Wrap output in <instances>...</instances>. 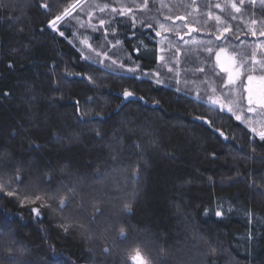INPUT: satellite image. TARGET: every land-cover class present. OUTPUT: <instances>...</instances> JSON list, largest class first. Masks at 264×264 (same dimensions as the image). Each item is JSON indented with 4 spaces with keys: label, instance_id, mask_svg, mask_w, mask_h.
Segmentation results:
<instances>
[{
    "label": "trees",
    "instance_id": "trees-1",
    "mask_svg": "<svg viewBox=\"0 0 264 264\" xmlns=\"http://www.w3.org/2000/svg\"><path fill=\"white\" fill-rule=\"evenodd\" d=\"M137 1L138 3L133 4V13L137 17L134 28L130 29L128 26L129 16H112L110 11L104 13L107 19L125 21L117 27V35L122 43L116 46L106 44L108 49L119 53L116 58L120 62H126V54L122 49H128L133 57L137 55L132 51V44L139 40H144L149 48L165 49L167 41L173 36L171 31H165L173 27L170 19L165 17L174 19L177 15L185 17L188 24L196 29L193 38L200 41L211 39L213 47L223 43L216 41L215 35H210L216 25L215 17L219 15L222 20L218 26L222 27L226 23L233 31L239 32V38L232 41L238 45L236 52L241 53L245 59L253 52L258 56L257 60L264 58L261 53L264 52V36L259 35L260 31H264V7L259 2L251 5L249 0H245L241 12L237 13L230 5L224 12L214 7L217 3L225 5L226 0H196V7L191 6L192 0H156L154 6L150 0L151 11L137 9L135 5L141 0ZM71 2L72 0H49V3L56 4L61 11ZM0 5L6 6L10 12L14 10L20 16L18 22L27 25L24 39H20L15 27L0 22V129H21L15 140L4 136L3 142L9 150L26 155L28 142L24 138L30 136L42 145L43 151L39 156L54 163L57 154L63 153L62 145L67 146L68 142L64 137L79 134L83 144L88 145V150L83 153V162H92L96 159L100 145L92 139L94 134L91 129L102 127L108 133L106 138H110L112 132L121 126L132 128L135 135L125 133V150L120 160L115 162L116 168L112 167L113 161L106 156L101 165L108 169L109 175L105 177V181L97 182L88 178L83 186L86 192L97 197H101L104 192L119 194V200L105 205L110 213L117 211L125 201L133 202L134 215L126 218L125 224L130 236L142 243L154 264H162L164 247L168 249L166 264H207L211 259H215L216 264H264V195L259 194L260 189L250 188L243 182L245 173L264 175V161L260 159L264 150L258 149L254 159H245V153L253 155L245 140V133L259 142L248 126L237 121L226 110L219 114L224 118L217 119L215 111L208 112L197 106L192 93H176V87H180L182 91L185 87L176 85L174 81L167 82L171 87L158 86L148 82H133L128 78L121 79L122 74L106 72L103 68L96 71L95 63L81 58L82 52L76 36H71L75 29L68 28L65 37L51 31L41 34L40 29L45 27L48 17L39 15V10L33 4L27 0H0ZM227 13L231 15L228 16ZM2 15L0 8V16ZM252 19L257 23L252 24ZM149 24L153 27L149 28ZM160 24L164 25V29L159 28ZM176 25L180 26L179 33H186L187 30L182 29L181 24ZM154 30L160 31L161 36H155ZM250 30L255 31L256 35H252ZM93 34L95 35L89 36L92 42L99 43L94 42V38L100 33L93 31ZM226 35L231 38L233 32ZM107 39L111 41L113 36L109 34ZM70 40L73 43H69ZM188 40L189 37L186 41ZM12 49L17 51L13 53ZM226 52L232 56L231 45ZM157 55L165 56L159 51ZM154 59L148 53L141 57L140 62L145 70L156 69L163 61L153 62ZM9 61L14 62L12 69L7 67ZM212 63L215 64L214 58ZM66 66L70 67V72L60 80V91H51L55 86L54 80L50 79L53 71L57 77L64 76ZM76 72L93 76L99 85L97 90L89 91L92 85L81 77L74 76L73 73ZM221 73L220 75L223 74ZM255 75L258 77V74ZM133 83L136 94L143 95L147 102H122L120 93L124 87ZM237 86L241 89L243 102L247 106V92L243 91L239 80ZM5 92L9 95L4 96ZM88 95L97 98L99 107H94L81 121L74 112L72 102L80 99L83 103ZM52 97L55 99L50 100ZM153 99L160 100V105L153 104ZM101 108L104 123H100L98 118L94 123L84 122L92 120L95 111ZM196 114L215 119L216 125L235 139L230 143L224 142L223 138L217 139L218 133L206 131V126L193 119ZM49 127H52L53 132L59 131L60 141L54 142L49 136ZM137 137L140 147H128ZM226 143L229 146L226 147ZM209 149L220 155L213 159L210 153L206 154ZM72 151H83V146L81 149L73 146ZM107 151L104 148V152ZM137 161L144 166L139 182L129 183L123 192L116 193L113 181L124 175L119 171V166L123 164L131 167ZM44 174V171H37L34 167L31 171L25 169L22 172L26 182L38 183ZM209 177H212L213 183L208 182ZM4 178L7 179V175ZM120 182L123 184L122 179ZM217 203L223 205L222 217L214 214ZM177 204L184 208V214L179 219L175 211ZM206 208L212 211L205 214ZM42 211L46 215L41 218L43 223L40 224L28 215L27 207L19 206L14 197L4 196L0 200V220L15 221L10 224L0 223V264H7L8 253L5 249L18 246L11 244L13 237L30 250L25 256L18 255L16 264H23L25 259L31 261V264H50V258L53 262L68 259L75 264H120V256L129 245L117 247L113 260L105 262L103 257L98 254L93 256L88 251L89 246L94 247L97 253L103 247L101 234L97 233L90 241L78 236L66 237L54 227L52 216L47 214L48 210ZM21 214L23 219L20 218ZM251 230L255 231V238L246 240L251 235ZM194 234L204 237L195 241V247ZM105 235L111 243L117 232ZM45 237L50 244L55 245L56 255L48 250L49 243H44ZM209 243L217 248L215 256L203 255L209 251Z\"/></svg>",
    "mask_w": 264,
    "mask_h": 264
},
{
    "label": "snow or ice",
    "instance_id": "snow-or-ice-1",
    "mask_svg": "<svg viewBox=\"0 0 264 264\" xmlns=\"http://www.w3.org/2000/svg\"><path fill=\"white\" fill-rule=\"evenodd\" d=\"M28 3L33 4L36 9H38V14L48 17L45 27L41 28V34L45 31H51L52 33H58L60 37H65V32L68 28L72 27L75 29V24H79L80 27H87L90 25L92 31L99 32L100 35L94 38L96 47L102 49V51H96L95 64L97 65L96 71H99L103 68L106 72H112L115 74L116 69L112 65H117L121 70L122 75L121 79L128 78L133 82H148L155 85H164L171 87V84H168L167 81H174L176 85H179L181 81L177 78L178 73L176 68L178 65L174 61V57L178 56L180 53V47L177 46L175 51L172 52V56L165 58L163 55H157V51H171L173 42L169 41V48L164 49H155L149 48L148 44L144 40H139L136 43L132 44V51H135L137 55L133 57L129 54L128 49H122L126 54V62H118V59H111L110 64H105V60L110 59L111 50L106 47V44H113V46L120 45L121 39L117 35V27L124 24L125 21L117 20L115 18L107 19L106 17L99 18V24H91L92 13L84 7V4L88 0H72L71 3H68L67 6L63 7L61 11L56 4L49 3V0H27ZM257 2L264 7V0H249L251 5H255ZM152 5L156 4V0H151ZM245 4V0H226L225 5L219 3L215 4L214 7L220 8L222 12L225 11V8L230 5L231 9H234L235 12L240 13L241 7ZM150 0H141V2L135 7L139 10H148L150 8ZM27 6V4H26ZM192 7H196V0H192ZM99 11L103 12L106 8H109V4H104L103 6H95ZM2 8L3 15L0 16V22H6L9 27H15L20 39H24V33L27 31V25L19 23L20 16L13 10L9 11L6 6L0 5ZM91 8V5H89ZM89 17V21L82 22L79 15H73L77 10ZM112 13H115L117 17L129 16V28H134L137 23V17L133 13V5L124 7L121 5L118 8L112 7ZM132 13V15H129ZM190 15V13H189ZM210 15V14H209ZM226 15L230 16V13ZM236 19V17H231ZM165 19H172L170 16H166ZM177 20H184L183 16H176ZM216 25L213 26L214 31L210 32V35H215L216 41H223L221 44H215L213 47V41L208 39L205 41L204 45L201 47V52H206L207 55L203 58L196 57L198 63L195 64L193 71L195 73L203 74V78L200 79V83L206 85L207 87L203 91H197L195 95V100L198 107L204 108L205 111L217 113V119H223V116H220V113L225 112V110L234 116L237 121L245 123L249 127V131L258 137L259 142L253 140L252 137L248 136L245 133V140L248 142V146L251 149L253 155L244 154L245 159H254L257 150H264V128L258 130L255 126L254 121H257V118H260L259 122L264 123V94L254 98L253 90L250 86L252 81L258 78L261 82H264V58L257 60L255 53L253 52L250 56L245 59V57L236 52L238 45L233 44L232 41L239 38V32L233 31L226 23L222 27L218 26L221 24V16L217 15L215 17ZM252 24H256L257 21L252 19L250 21ZM107 23L108 27L105 28ZM143 23V22H141ZM149 28L153 26L148 25ZM184 27L188 29V32L184 35H188L193 31H196L194 27H191L188 23L184 24ZM159 28L164 29V25L160 24ZM155 31V30H154ZM165 31H171L173 34L177 35L180 40L184 39V35H181L173 24L171 29H166ZM232 31L233 35L229 38L226 34ZM251 31L252 35H256L255 31ZM111 34L113 40L109 41L107 38ZM160 31H155V36H161ZM84 33H81L83 36ZM135 35V33H133ZM259 35L264 36V31H260ZM71 36H76V30L71 32ZM167 39V37H165ZM73 43V41H69ZM80 43H85V40H81ZM231 45L233 54L230 57V61H238L231 63L230 66H225L221 63V55L226 52L227 47ZM74 47H78L74 45ZM91 48L92 46L89 45ZM79 50V49H78ZM17 49H12V52L15 53ZM82 52V50H81ZM151 53L154 56V61L156 60L163 61V64H160L156 69L145 70L141 64V57L146 54ZM103 56V59L100 57ZM111 56H117L116 52H111ZM82 59L91 62V56H83ZM213 58L215 59V64L212 63ZM205 65L208 67L206 68ZM220 68V71L225 75H220L215 71L216 67ZM9 69L14 67V62L9 61L7 64ZM58 67V65H57ZM167 69V73L172 75H167L163 70ZM185 71H188L186 68ZM70 72V67L66 66L64 70V76L57 77L55 71H53V76L50 79H53L55 86L51 88V91L59 92V82L64 79ZM258 74V77L257 75ZM74 76L81 77L83 80L87 81L91 88L89 91L95 92L99 85L97 84L95 78L86 73L76 72L73 73ZM237 80L240 82V86L243 91L247 92V106L245 107L242 103L243 94L241 93V99L236 100L233 95V89L237 83ZM245 80L247 85H245ZM187 83V81H185ZM176 93L183 95H190L192 90L185 88L183 91L180 87L175 88ZM4 96H8L9 93H3ZM122 102L123 101H145L143 95L136 94L135 84H131L128 87H124L120 93ZM223 97V100L220 99ZM52 97L50 100H54ZM147 102V101H145ZM153 104L160 105L161 101L153 99ZM74 112L77 115V118L83 121L84 116H87L92 112L94 107H99L97 104V98L92 95H88L87 98L81 102L80 99H74L73 102ZM251 114V115H249ZM97 118L100 123H104L103 109L95 111L93 119L90 121H84L85 123H94L97 122ZM193 119L200 124L206 126L205 130L212 133H218L217 139L223 138L224 142H231L235 139L234 136L226 135L224 131L216 125V120L212 118H206L200 114L193 116ZM20 128L15 129H0V200L4 196L9 198L14 197L15 200L19 203L21 208H28V215L36 219L37 223L42 224L43 220L41 219L46 215L43 209H47V214L51 215L54 221V227L59 229L66 237H76L85 241L92 240L97 233L102 236L103 247L99 249L97 253L95 248L89 246L88 251L92 253L93 256L99 255L104 258L105 262H110L113 260V254L117 247L120 245H129V247L124 251V254L120 256V264H154V260L150 254L145 252L144 247L141 242L133 240L129 234V230L125 224V219L134 215L133 211V202L125 201L117 211L111 212L105 206L110 201L119 200V194H112L111 192H104L101 197H97L85 191L84 182L91 178L93 181L104 182L105 177L109 175L108 169L102 167V163L105 161L107 156L108 159L113 161L112 167L116 168V161H119L121 156L124 153L123 140L125 139V133H131L135 135V130L132 128H126L121 126L119 129H116L112 132L110 138L108 133L102 127H96L91 129L94 134L92 139L100 147L96 152V159L92 162H83L84 161V152L88 150V145L83 144V139L79 134H73L64 139L67 140V146H63V153H58L53 163L51 160L45 161L39 156V153L43 151L42 145L36 143L35 139L30 136H25L27 143V154H18L13 153L7 148V145L4 144V136H7L11 140H15L20 135ZM49 136L53 138V141H60L61 136L59 131L53 132L52 127L47 128ZM129 139L131 136L128 137ZM137 140L132 141V144L128 147L130 148H139L140 145ZM81 149L83 146V151L73 152L72 147ZM225 146H229L228 143ZM104 148H107V153L104 152ZM215 159L218 155L213 150H206V154H209ZM142 159V157H141ZM261 161H264V151H262L260 156ZM146 164V162H145ZM35 168L37 171H44L43 179L40 182H26L22 172L27 169L31 171ZM119 171L124 173L119 179H114L113 183L116 189V193L123 192V190L129 185V183H138L139 175L144 171V166H142L138 161L133 162L131 167L121 164L119 166ZM7 175V179L4 177ZM245 180L243 182L247 183L250 188L260 189L261 195H264V175H257L253 172L251 175L245 173ZM121 179L123 184H121ZM209 183H213L212 177L208 178ZM237 182H240L239 180ZM136 195L134 190L133 196ZM223 205L217 203V208L214 211L216 217H222L224 212L222 211ZM176 217L180 218L184 214V208L180 205H176ZM211 209H205L204 212L207 214ZM23 219V214L20 216ZM15 221L0 220V223H14ZM117 232L115 239L111 240V243L108 242L107 235L112 232ZM2 234V232H0ZM255 231L251 230V235L246 237L247 239H254ZM197 239H204L202 236H197L194 234L193 247L196 246L195 241ZM44 243H49L45 237ZM12 245H18L16 247H7L5 250L8 253L7 264H16L17 256H25L30 250L27 249L22 243L17 241L14 237L11 240ZM55 245L49 243V251L53 252V255H56L54 251ZM209 251L204 253L205 256H215L217 252L216 246L208 244ZM162 251L165 253L161 257L162 264H166L167 260V247L162 248ZM60 255H63L62 253ZM91 260V257H89ZM23 264H31V261L24 260ZM50 264H75L68 259H63L53 262L50 258ZM207 264H216L215 259L207 261Z\"/></svg>",
    "mask_w": 264,
    "mask_h": 264
},
{
    "label": "rangeland",
    "instance_id": "rangeland-1",
    "mask_svg": "<svg viewBox=\"0 0 264 264\" xmlns=\"http://www.w3.org/2000/svg\"><path fill=\"white\" fill-rule=\"evenodd\" d=\"M82 2H83V0H82ZM135 3H138V1L137 0H88V2L84 4V7L86 9H88L89 11H91V13H92L91 24L98 25L99 24V18L104 17V13H106L107 11H110L112 16L115 15V13H112V11H111L112 7H116L119 9V7L121 5H123L124 7H128L129 5H133ZM104 4H109L110 7L106 8L103 12L99 11L95 7L96 5L103 6ZM89 5H91V8H89ZM155 7L157 8L158 4ZM73 15H79L82 22L89 21V17L87 15L81 13L79 11V9L77 10V12H74ZM169 21H171L172 24H175V25L181 24L182 29H186L187 30L186 33L188 32V29L184 27V24L188 23L186 19L177 20L176 18H174V19H170ZM73 24L75 25L76 41L78 42V45L80 47V51L82 50L83 56H91V62L95 63V60L97 59L95 56V52L96 51H102V49L97 48L96 44H94L92 42V38H90V37L95 35V34H93L91 26L89 25L86 29L84 27H80L79 24H75V22H73ZM176 27L178 30L180 29L179 25H176ZM81 33H84V35L81 36ZM180 34L184 35L182 33H180ZM194 35H195V31L191 32L188 35H184V39L180 40L177 35L173 34V36H171L169 39V41L173 42L172 50L171 51L166 50L163 52L165 54V58H168V57L172 56V52L175 51L177 46L180 47L179 55L174 57V61L178 65V67L176 68V72L178 73L177 78L181 81V83H180L181 85H183L185 88L192 90V92H191L193 94L192 96H195L197 91L202 92L203 89H205L207 87L206 85L201 84L199 82L200 79L203 78V74L195 73L193 71L195 64L198 63L196 57L199 56V57L203 58L207 55L206 52L200 51V49L204 45L205 41H200V40H197V38L196 39L193 38ZM187 37H189L188 41H186ZM81 40H85V43H83V44L80 43ZM207 40L208 39H206V41ZM169 41H167V44L165 45V49L169 48ZM89 45H91L92 47L90 48ZM110 50H111V52H113L112 50H114V49H110ZM260 51H262V49H260ZM111 52H110V59L105 60L104 61L105 64H110L111 59H117L118 58L119 53L117 54V58H116V56H111ZM261 53L264 54V52H261ZM230 56L228 55L227 52H225L221 55V63H223L226 67L230 66L231 63L236 62V61H230ZM256 58L258 59L257 55H256ZM100 59H103V56H101ZM118 62H120V60H118ZM162 64H163V62H162ZM112 67L116 69L115 73L122 74L121 70L117 67V65H112ZM205 67L207 68L208 66L205 65ZM186 68L188 69V71H185ZM218 69H220V68L218 67ZM218 69L216 68L215 71L217 73H220L221 71H219ZM163 71L169 76L172 75L171 73H167L166 68ZM223 75H225V74L223 73L222 76ZM185 81H187V83H185ZM169 82H171V81H169ZM249 86L253 90L254 98H257V97L261 96L262 94H264V82H261L259 79H254L252 81L251 85H249ZM232 95L235 96L236 100H240L241 99V89L238 86L236 87V85H235L233 92H232ZM220 99L223 100V97H220ZM242 103L244 104L243 101H242ZM244 106H245V104H244ZM249 115H251V114H249ZM259 120H260V118H257V121H254V123H255V126L257 127V129L261 130L262 128H264V123L259 122ZM245 125L248 126L247 124H245Z\"/></svg>",
    "mask_w": 264,
    "mask_h": 264
}]
</instances>
